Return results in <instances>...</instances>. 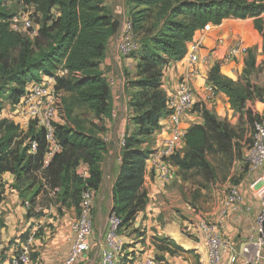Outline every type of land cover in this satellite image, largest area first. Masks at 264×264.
Wrapping results in <instances>:
<instances>
[{"label": "trees", "instance_id": "trees-1", "mask_svg": "<svg viewBox=\"0 0 264 264\" xmlns=\"http://www.w3.org/2000/svg\"><path fill=\"white\" fill-rule=\"evenodd\" d=\"M7 1L0 0V176L7 172L14 175V188L19 192L22 205L25 207L26 200L31 204L25 207L27 218L41 217L53 205L58 206L60 214L63 208L74 207L80 211L83 192L89 188L97 192L100 188L102 162L110 148L108 140L81 122L73 120L69 124L67 120L58 119L54 122V135L60 150L46 162L50 149L46 129L33 122L26 131L22 130L15 121L1 116L3 103L10 99L16 108L30 82L52 76L57 90L74 93L100 118L111 116L113 91L99 66L111 38L119 32L122 20L107 0H18L25 9L34 12L36 22L32 20L33 26L24 32L13 28L14 13ZM128 2L130 8L137 11L130 17L134 33L136 36L142 34L144 38L138 49L129 55L138 62L133 83L141 89L136 94V105L141 113L134 118L136 128L129 126L124 134L121 171L113 189L115 205L112 211L122 219L121 230L134 222L148 205V194L143 186L150 155L142 145L159 130L160 118L171 115L167 94L162 89L166 67L185 57L198 30L207 25H220L226 19H253L264 40V0ZM147 21L152 22L150 28L145 25ZM60 69L65 71L63 76L57 75ZM245 73L256 78V58L251 51ZM209 74L208 82L215 92L225 93L234 106L244 108L256 99L264 101V89L223 75L220 62ZM202 115L205 124H193L186 130V151L184 154L177 151L170 162L182 171L196 170L204 180L216 182L218 176L210 155L234 156L239 142L235 129L205 106ZM247 115L252 124L261 119L253 109ZM33 141L37 143V150L30 152ZM81 161L89 167L88 177L77 171ZM173 190L174 187L156 194V203L163 211L167 209L165 213L169 218H175L176 214L175 207L166 204L172 202ZM179 192L186 194L181 188ZM3 193H0V203ZM38 206L42 207L39 211ZM182 208L187 209L185 204ZM184 218L194 222L187 215ZM165 241L188 252L172 239L165 238ZM157 248L162 256L156 259L165 264H168L165 253L176 255L164 244Z\"/></svg>", "mask_w": 264, "mask_h": 264}, {"label": "rangeland", "instance_id": "rangeland-1", "mask_svg": "<svg viewBox=\"0 0 264 264\" xmlns=\"http://www.w3.org/2000/svg\"><path fill=\"white\" fill-rule=\"evenodd\" d=\"M110 3V0H108ZM132 3V2H131ZM7 4L11 6V11L14 13V18H20L25 13H32V10L25 9L22 4H19L18 0H8ZM112 9L115 14L117 13V9L122 22L132 17V13H136L130 8V4L128 0H112L111 1ZM110 5V7L112 8ZM121 13V14H120ZM31 19L35 22L34 12L30 15ZM254 21L253 19H251ZM147 28H150L152 25L151 21H147L145 23ZM36 26V25H35ZM23 31V30H22ZM28 30H24L27 32ZM262 36V34H261ZM144 36L142 34H137L136 40L137 43L140 45L143 41ZM231 40H228L230 42ZM117 44V38L115 40V46ZM232 44V43H230ZM263 36H262V45L258 42H245L244 45L248 46V50L243 54H239L233 61H238V58L242 55H245L246 61L250 56V51L253 56L256 58V78L255 76L252 78L250 75L245 73V69L243 73L239 77V80L242 81L244 84H248L251 82L254 85H257L261 89H264V52H263ZM208 45V44H207ZM213 43L208 45L209 48L213 47ZM229 44L224 46L219 52L215 53L213 56L214 59H211V51L209 49L205 50L206 46L201 51L200 59L197 64L192 65L189 64L187 60H180L181 63L179 67L176 63H172L168 65L165 69L164 76L162 79V89L167 94V91L163 87L167 85V74L171 70L173 74H177L176 76V86L172 89V92L177 88L179 84H181L185 79L186 69H189V72L193 71L196 66H200L203 61L207 62H214V60H219L217 58H222L220 61H224L226 56L227 50L229 48ZM212 56V57H213ZM245 61V62H246ZM137 60L134 58L133 55L125 58L118 59V62L115 64L114 67H107V65H100L99 69L105 73L110 81V86L113 91V113L111 116H103L98 117L94 114L88 104L79 100L76 95L72 92L64 91L63 100H62V108L59 113V120L66 121L70 124L73 120L81 122L82 125L86 128L92 129L97 131L101 134V136L108 140V138H114L116 143L120 142V137H123L127 127L135 129V117L140 115L141 109L136 105L138 101L136 98V94L141 90L139 87L134 86L133 81L136 80V66ZM217 63V62H216ZM215 63V64H216ZM238 63V62H237ZM179 68V69H178ZM212 69V68H211ZM210 69V70H211ZM181 70V74L179 75V71ZM227 72V71H226ZM210 73V72H209ZM222 73V72H221ZM229 75L234 76L232 73L227 72ZM65 73L63 69H60L57 72L58 76H63ZM223 74V73H222ZM210 74H208L209 77ZM224 75V74H223ZM226 76V75H225ZM45 77H52V76H43L42 81L46 79ZM228 77V76H227ZM205 83L208 84L207 79H205ZM56 84V80H55ZM228 97V96H227ZM228 100L230 102L229 108L226 110L218 108L215 109L213 105L211 111L214 113L220 120L230 124L236 131V140L239 142V148L237 149L236 155L231 156L227 154H214L210 155V162L214 167L218 180L216 182L213 181H206L204 178L196 171H182L177 167V177L175 181L166 183V189H171L174 187V190L171 194V203H166L168 206L173 205L175 208L176 214L175 219L179 221L181 225L182 232L187 235L188 237L198 241L199 236L203 237L202 234L199 233L197 224L201 220H208V221H216L221 217L224 210L228 208L229 202L232 206L240 205L237 202H232V188L238 189L239 195L243 199V193L245 188L250 185H253L254 189H258L259 191L262 190V184L259 178L251 177L255 171H250L249 167L247 168L245 165V159L247 157L249 147L251 145V136L254 132V124L248 117V111L250 109H256L255 102L257 100L261 101L260 99H256L253 102H249L244 108L239 106H234L229 97ZM264 102V101H262ZM15 105L10 99H6L3 103V112L2 117L8 118L10 121H19V118L16 116ZM157 132V131H156ZM156 132L154 134H156ZM148 137L146 142L143 143L142 148L149 155L156 154L159 149L161 148V144L156 146L153 136ZM109 142V141H108ZM112 142V141H110ZM110 147L113 146V143L109 144ZM186 151L185 146L181 149V154H184ZM260 171L262 169H259ZM258 171V170H256ZM204 185V187L202 186ZM6 183L2 176H0V193L5 192ZM179 188L184 189L186 194L184 195L182 192H179ZM8 194L3 193V200L6 199ZM2 196V195H1ZM5 196V197H4ZM149 202V200H148ZM185 204L187 209H183L182 206ZM3 205L0 203V259L1 264L4 263L8 257H11L16 250L19 248L21 249L22 244H26L29 242L30 245V254L32 258L39 255V250L37 249L41 243H46L51 236L56 234L59 229H62L64 226L68 224L66 221H59L54 220L53 218H46L42 226L35 225L36 223H31L32 226L26 223V219H22L19 222V225L16 227V231L10 229V225H8V218L6 216L8 213L15 214L17 205H12V210L9 207H2ZM7 208V209H6ZM166 208H168L166 206ZM167 210V209H166ZM165 210V211H166ZM47 211V210H46ZM50 209L47 211L49 212ZM94 211V210H93ZM165 211L162 210L163 217H168ZM172 212V211H171ZM228 214L230 211H227ZM72 223L77 219L79 216V209L73 207L71 210ZM94 215V212H93ZM189 216L193 219V223L185 220V216ZM35 217V216H33ZM94 217V216H93ZM162 220L159 219V222ZM3 222V223H2ZM70 222V223H71ZM7 223V225H6ZM5 226V227H4ZM98 226V225H97ZM94 219V237L97 239L98 229ZM12 227V226H11ZM13 228V227H12ZM10 229V230H9ZM24 231V234L20 237H17L18 232ZM18 238V239H17ZM155 241V245L158 246L159 244H164L165 246H169L172 248L173 252L176 255H171L168 253L169 261L168 264H202L200 257L195 253V251L191 252H182L174 247L171 243L165 241V238L172 239L170 237H166L165 235H158L155 234L154 237H151ZM204 238V237H203ZM20 239V242L17 241ZM151 240V239H150ZM173 240V239H172ZM46 241V242H44ZM152 241V240H151ZM153 241V243H154ZM175 241V240H174ZM180 247H182L177 241H175ZM184 245L191 246L190 242L182 241ZM15 245V249H13L12 253L9 255L6 253V250L9 251L10 247ZM97 245V244H95ZM185 249L184 247H182ZM187 250V249H185ZM149 255L155 258H159L162 256L161 252L153 251ZM35 257V258H36Z\"/></svg>", "mask_w": 264, "mask_h": 264}, {"label": "crops", "instance_id": "crops-1", "mask_svg": "<svg viewBox=\"0 0 264 264\" xmlns=\"http://www.w3.org/2000/svg\"><path fill=\"white\" fill-rule=\"evenodd\" d=\"M111 1L112 0H110L109 3L107 0V4L109 6H112ZM112 9H114L113 6ZM118 10L121 11L123 9H117L116 14H119ZM116 38L117 35L111 38L106 56L101 65L114 67L118 62L119 57L116 56L114 48ZM195 38H201L202 40L200 55L204 46H206V48H204L205 50L209 51L210 49L211 55L213 56L224 46L228 44L230 45V43H233L234 41H239L243 44L245 42L256 43L259 41V43L262 45V36L255 28L254 21L251 19H226L220 25H210V27L206 30H198L195 33L194 39ZM228 40L231 41L228 42ZM212 43L214 44L213 47L209 48ZM207 44L210 46L208 47ZM212 56L211 59H214L215 57ZM246 58L247 57L245 55H242L238 58V61H220L222 58H217L219 60H214V62H207L205 60L200 64V66H196L192 72H189V69L184 71L186 77L184 81L190 83L195 94V105L184 115L183 118V124L186 130L193 124H205V119L202 115V109L204 106L209 110L212 109L213 105L215 106L216 110L218 108L226 110L230 106L227 95L221 91L216 93L213 102L209 99L210 87L212 85L209 82L206 84L205 79L208 81L210 69L215 65L216 62H220L221 72L229 78L238 81L239 77L243 73L244 68L246 67ZM180 63L181 61L176 62L178 67ZM226 71L232 73L234 76L229 75ZM180 72L181 70L179 71V75H182ZM167 75L168 76L166 78L168 84L164 85L163 87L167 91V95H169L172 93V89H174L176 86L175 82L177 74H173L170 70ZM254 104L256 109L253 111L259 114L261 118H264V102L257 100ZM169 128V117H161L160 128L153 136L156 146L163 144L165 138L168 135ZM122 139L123 137H120V142L116 143L114 138H108L109 144L113 143L114 147L111 146L109 148V152L106 154V157L102 162L103 178L100 188L96 194L93 211L96 226L98 225L97 228H99L97 234L98 238H95L97 245L93 246L92 250L88 255H86V258L80 264H97L100 259V252L105 246V234L109 227V215L115 205V195L113 189L121 171L120 154L123 147ZM146 169L147 171L149 170L148 164ZM77 171L84 177L89 176V167L83 161L80 162ZM262 172L263 169L261 171H255L251 177L259 178L260 180ZM2 177L6 183L4 195L8 194L6 199L2 200L1 202L3 205L2 207L5 209V207L8 206L9 209H11L12 205L15 206L18 204V207L15 211L16 213H8L6 216V218H8L7 223L10 225L9 228L11 230L13 229L15 232L16 227L19 225V222L22 219H26V223L30 226H32L31 223H36L35 225L42 226L46 218H53L54 220L56 219V221L61 219L62 221L68 222L66 226H64L62 229H59L56 234L51 236L47 242L44 241L46 243H41L39 245L37 248L39 250V255L36 258H33L34 262L37 263L60 264L65 257L68 240L72 234L71 221L73 218L71 210H73V207L63 208V212L60 214L57 210L58 206L53 205L51 206L49 212H47L48 210L46 211L45 215L41 217L27 218L26 208L22 205V199L20 198L19 192L14 188V175L10 172H7L2 174ZM166 187L167 185L165 182L159 180L152 172L148 171L143 186L144 190L148 194V205L145 210L141 211L137 215L134 222H132L129 226L124 227L120 232L121 239L125 243V253L122 257V264H138L140 259L151 256L149 255L151 252H159L157 246L155 245V241L151 238L154 237L155 234L165 235L166 237L172 238L182 247L187 249L188 252L195 251V253L200 257L202 264L206 262L208 257V245L206 240L201 236H199L198 241L188 237L182 232L181 225L178 220L166 216L163 217L162 209L156 203V194L166 192L168 190ZM244 188L245 190L242 192L244 195L242 199L243 201L238 206V209H230V213L222 218V228L224 235L226 238H229L234 243H236L238 248L247 242L249 238H251L253 222L260 209L261 190L259 191L258 189H254L253 185H250L249 188ZM159 219L162 221L159 222ZM23 234L24 231H20L18 232L17 237H20ZM17 241L20 242V239ZM182 241L190 242L191 246L184 245ZM12 246L13 247L9 246V251L6 250V253L9 255L12 253L13 249H15V245ZM167 254L168 253H165V256L167 261H169ZM8 261L9 257L2 264H7ZM225 264H228V262L226 261Z\"/></svg>", "mask_w": 264, "mask_h": 264}, {"label": "built area", "instance_id": "built-area-1", "mask_svg": "<svg viewBox=\"0 0 264 264\" xmlns=\"http://www.w3.org/2000/svg\"><path fill=\"white\" fill-rule=\"evenodd\" d=\"M31 13H25L20 18H15L13 28L16 30H28L33 26ZM210 27L207 25L206 30ZM136 35L134 33L132 21L129 19L122 22L117 33V44L115 54L117 57H128L131 52L138 49ZM202 48L201 38H195L189 45L188 51L183 60L195 65L199 61L200 50ZM248 46L242 42L234 41L230 44L225 60H233L239 54L245 53ZM65 73V71H63ZM43 81L30 82L25 94L22 96L16 107V116L22 130H27L29 125L36 122L38 126L46 129V138L50 142V149L46 155L48 162L54 154L60 150L54 135V122L58 120L62 108L64 92L57 90L55 77H45ZM216 96L215 88L210 87L209 99L213 102ZM195 105V94L189 82L183 81L169 95H167V108L171 110L169 116L170 128L167 137L159 151L151 155L147 161L150 172L159 180L169 183L175 181L177 168L170 162V158L177 151L181 150L184 144L186 128L183 124L184 115ZM254 132L251 136V145L245 163L250 171L263 169L261 174L262 190L260 193V209L254 219L252 235L247 242L239 248L229 238H226L222 228V218L228 215L230 209L237 210L236 206L227 203L228 208L216 221L201 220L197 224L200 234L204 237L208 245V257L204 264H264V118L254 122ZM124 136L122 144L124 145ZM37 150V143H31L30 152ZM147 167V165H146ZM146 169V174H148ZM146 178V175H145ZM232 202L242 203L238 189L232 188ZM55 193V191L53 192ZM97 192L94 189H86L82 194L80 213L72 223V234L68 240L65 257L60 264H80L86 255L96 244L94 237V203ZM28 208L31 204L28 200L24 203ZM42 207L38 206L37 211ZM122 219L115 212L109 215V227L105 234V246L100 252V259L97 264H122V257L125 253V243L121 239ZM7 264H42L34 262L30 254L29 242L23 244L21 249L9 257ZM138 264H165L155 257L147 256L138 261Z\"/></svg>", "mask_w": 264, "mask_h": 264}]
</instances>
